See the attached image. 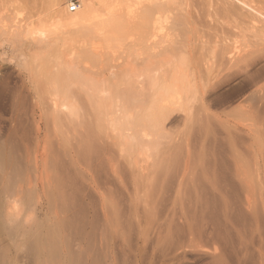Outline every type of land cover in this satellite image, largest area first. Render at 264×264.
<instances>
[{
	"label": "bare ground",
	"instance_id": "obj_1",
	"mask_svg": "<svg viewBox=\"0 0 264 264\" xmlns=\"http://www.w3.org/2000/svg\"><path fill=\"white\" fill-rule=\"evenodd\" d=\"M78 2L75 11L70 12V0H11L7 5L0 0V64L7 58L27 72L31 80L28 89L13 93L9 99L7 124L2 123L3 117L0 121V248L5 250L4 254L0 252L4 255H0V264H185L188 254L207 255L206 264H247L248 246L254 248L256 234L259 235L256 218L249 226L248 237L243 225L237 229L236 241L231 231L234 215L229 210L220 212L223 222L216 220L215 224L213 220L198 232L175 229V234L169 235L167 231L166 240L161 237V227L141 229L142 214L138 216L140 223L133 214L150 207L147 204H151L152 193L163 194L171 186L178 192L187 183L195 186L197 181L190 175L200 171L197 166L203 164L201 161H204L200 167L204 171L202 179L208 181L210 191L219 195L224 192L221 195L224 198L225 193H233L239 206L244 204L242 198L250 203L248 195L262 185L263 145L259 139L261 142L263 138L259 137L264 130L263 84L257 87L254 80L256 88L252 86L239 105L229 107L230 114L223 110L228 120H221L216 114L213 118L214 114L205 112L212 116L209 118L225 121L215 120L224 124L217 126L222 132L215 130L213 126L219 123L213 120L211 130L215 128L212 131L217 132H211L214 134L211 138L205 137L207 132L203 134V129L198 128L202 125L195 122L196 130H193L201 129L195 134L203 135L192 138L194 133L190 131L195 145L190 143L189 133L185 136L184 132L196 119L198 108L193 110L196 104L201 103L200 111L208 96L231 79L239 77L244 83L255 79L256 73L257 79L264 69L258 65L264 61V49L258 48H264V0ZM192 3L196 11L188 10ZM190 11L195 12H191L193 17L203 19L202 22L195 18L197 21L204 23L201 31L195 26L198 47L189 49L191 40L184 47L175 48L182 21L187 22L184 15ZM180 16H184L182 21ZM50 44L55 51L49 50ZM43 45L48 49L47 54L42 52ZM251 47H257L262 55L256 48L253 51L260 55L253 53ZM36 48L42 50L35 51ZM60 48H65V53ZM91 75L100 79L97 76L91 79ZM4 88L0 84V93ZM24 93L30 97L28 106ZM206 109L199 112L201 118ZM205 118L206 125L200 122L209 129L212 123L208 126L207 123L212 119ZM174 119L183 124L178 126V130L184 126L183 131L178 132ZM173 120L174 129L170 130L168 126ZM206 127L204 131H208ZM180 135L185 146H198L196 140L201 142L194 153L199 160L191 157L196 164L188 160L197 147H184V161L179 160L185 163L187 159L188 163L182 167L177 165L179 156L173 155L172 159V155H167L170 151L177 153ZM182 151L177 153L180 157ZM206 154L207 158L203 159ZM163 156L172 160L164 162ZM174 159L176 164H170L177 166H168ZM189 163L199 170L193 171L190 165L188 168ZM201 185L203 182L192 187ZM85 196L90 200L91 196L97 197L98 203L93 202L99 212L95 211V204L91 206L92 201L91 210L87 207L83 210ZM122 196L126 199L122 198L121 202L130 201L128 205L133 210L131 213L129 208L128 213L136 227L127 223L121 226L127 220L114 227L112 222L117 214L111 211L114 219L108 216L107 204L122 207L116 202ZM135 202L144 205L140 207ZM226 203L221 208L231 206ZM250 204L249 207L253 205ZM44 205L50 211L42 213ZM129 214L123 215L129 217ZM109 219L113 221L110 223ZM57 221L63 226L59 227ZM218 227H223L221 232ZM118 228L120 237L116 235ZM131 234L133 240L129 238ZM210 243L218 246L213 252L207 249ZM256 252L260 257L259 250Z\"/></svg>",
	"mask_w": 264,
	"mask_h": 264
},
{
	"label": "rangeland",
	"instance_id": "obj_2",
	"mask_svg": "<svg viewBox=\"0 0 264 264\" xmlns=\"http://www.w3.org/2000/svg\"><path fill=\"white\" fill-rule=\"evenodd\" d=\"M5 2L4 4H10V2H11V0L9 1V0H2V2ZM26 1H28V0H26ZM7 2V3H6ZM70 2H75L76 4H78L79 2H78V0H70ZM194 3H192L191 4V7H190V4H189V7L190 8H188V10H190L191 8V10H193V8L195 7L194 5H193ZM192 6H194V7H192ZM193 11H196V10H193ZM23 12H25V9H24V11ZM191 12L192 11H190V14H191ZM184 15V13H183V15L184 16H186V17H184V16H180V19L179 20H183V19H181V18H185L184 20H186L187 22H185V21H182V22H184L186 25H184V23L182 24V22L179 24V25H183V27L184 26H186L187 27V29L184 27V30H186V31H184L183 30V27H182V25L180 26V27H182V28H179V36H182V38H184L183 40H186L185 39V37H187V35H189V37L190 38H187V40L186 41H184L183 43H184V45H182V41L183 40H178V38H179V36H178V38H176V45L174 46L175 48H181L182 46L184 47L185 45H187V44H189L190 43V41H191V45L192 46H189V45H187L188 47H189V49L190 48H197L198 47V45L196 44L197 42H196V32H195V30L197 29V30H200V29H202L203 30V26H201L202 24L204 25V23H202L203 22V19H199L198 17H193V16H195V15H192V14H195V12L193 13L192 12V14L191 15ZM194 18V20H193V18ZM187 18V19H186ZM190 18V19H189ZM195 18H198L200 21H202V22H200L199 20L197 21V19H195ZM196 20V21H195ZM52 21V20H51ZM194 21V22H193ZM191 24V25H190ZM194 24V25H193ZM188 25V26H187ZM197 25V26H196ZM193 26H194V28H193ZM195 26L197 27V28H195ZM191 29H192V31H191ZM180 30H182V31H180ZM196 30V31H197ZM188 31L190 32V33H188ZM201 31V30H200ZM180 32H182L183 34H180ZM187 32V33H186ZM184 34H185V36H184ZM191 34H194V35H191ZM195 37V38H194ZM181 38V37H180ZM179 38V39H180ZM181 38V39H182ZM193 39H195V40H193ZM177 40L180 42H177ZM195 41V42H194ZM185 42H187V43H185ZM52 43V42H51ZM177 43L178 44H181L180 46L179 45H177ZM196 44V45H195ZM52 44H50V45H48V46H50L49 47V50H51L52 51V49H53V51H55L54 50V48H53V46H51ZM47 46V45H46ZM177 46V47H176ZM186 46V48L185 49H188V47ZM196 46V47H195ZM43 47H44V45L42 46V49H43ZM38 48V47H37ZM35 49V51L36 50H39V49ZM45 48V47H44ZM252 48V47H251ZM251 48H249L250 50H248V52L249 53H251ZM254 49L256 48V50H258V48H259V50L261 51V49H264L263 47H261V46H259L258 48L257 47H253ZM253 48H252V52L253 53H258V51H253ZM261 48V49H260ZM42 49H40V50H42ZM61 49V51L62 50H64L65 48H60ZM184 49V48H183ZM188 49V50H189ZM40 50H39V52H40ZM48 49L47 48H45V49H43L42 50V52H46ZM1 51V50H0ZM51 51H48L49 53H51ZM60 51V50H59ZM65 51L66 50H64L63 52H61V53H65ZM259 51V53L261 54V52ZM38 52V53H39ZM264 52V50L262 51V53ZM68 53V52H67ZM257 54V55H260V54ZM42 54H44L45 55V53H41V55ZM46 54H47V52H46ZM264 54V53H263ZM7 55H9V52L7 53ZM254 55V54H253ZM256 55V54H255ZM262 55V54H261ZM50 56V55H49ZM4 58H6V57H4ZM264 60V59H263ZM262 62H264V61H262ZM262 62L261 63H259L258 65H260L259 67H260V69H262L264 66H263V64H262ZM9 63V64H8ZM257 65V66H258ZM256 66V67H257ZM262 66V67H261ZM18 67L16 66V64L15 63H13L12 61H10V60H7V58H6V60L5 61H2L1 62V64H0V84H2V86H3V91H2V93H0V115H1V117H0V121L2 120V117L4 118L3 120H2V123L3 124H7V119H8V116H9V112H10V107H9V104H10V100L9 99H11V96H12V94L13 93H17V92H20L21 90H25V87L28 89L29 87H30V78L28 77V74H27V72H25L24 70H22V69H18ZM254 69H256V68H254ZM258 69V68H257ZM258 70V73H259V71H261V70ZM16 70V71H15ZM18 71V72H17ZM21 72V73H20ZM19 73V74H18ZM15 75V76H14ZM256 75H257V73L254 75V77H255V79L253 78L252 80H250L249 79V81H250V83H248L249 81L248 80H245L244 81V83H243V80H240L241 78H234V79H231L229 82H228V84H226V85H224L223 87H221V88H219V89H217L213 94L211 93L209 96H208V98L206 99L207 101H205V104H204V106H201L202 108H201V110L199 111V109H200V104L201 103H199L200 101L199 100H197L198 101V103L199 104H196V107H195V103L197 102V101H195V102H193L194 104H192V107H195L193 110H196L197 108H198V111H196V114H194V119L196 118V119H198V121L195 119V120H193L192 122H194L193 124H192V126H190V124L192 123H190L189 125H188V127L190 126V128H188L187 126H186V132H184L185 134L188 132L189 134H188V137L190 138H188V137H185V136H187V134L184 136V138H186L187 140L189 139L190 140V143L191 142H193L194 141V139H192V138H196L195 136H197L196 134H197V132H199L201 129H203V130H201L202 131V133L204 134V132H207V134L205 133L204 134V136L206 137V135H207V137L209 136V138H211V136L212 135H214L213 133H215V132H217L218 130H219V127L217 128V126H219V125H224L223 123L225 122H223V121H221L222 119L224 120H228V117L227 118H225L226 116V114L228 115V114H230L229 113V111H227V110H230L231 109V107H236V105H239L241 102L240 101H242L245 97H247V95H248V93H249V91H251V89L250 88H252V86H255V88H256V85H257V87H259L260 85H264V79H262V78H264V69H262V71L260 72V74L258 75L259 77V79L257 78L256 79ZM20 76V77H19ZM23 76V77H22ZM91 76H93V77H90L91 79H93V78H95V76H97V75H91ZM19 77V78H18ZM27 77V78H26ZM260 77H261V79H262V82H261V80H260ZM97 78L98 79H100L99 78V76H97ZM97 78H96V80H97ZM103 78H104V76H103ZM22 79H24V80H22ZM95 80V79H94ZM254 80H255V82H259V83H255L254 82ZM257 80H259V81H257ZM2 81V82H1ZM242 81V82H241ZM247 81V82H246ZM253 82H254V84H256V85H253ZM252 83V84H251ZM251 84V85H250ZM262 85V86H263ZM254 88V87H253ZM248 92V93H247ZM244 94V95H243ZM3 95V96H2ZM239 97V98H238ZM210 98V99H209ZM241 98V99H240ZM24 99H25V105L26 106H28V105H30V97H29V95L27 94V93H24ZM208 99H209V101H208ZM208 103V104H207ZM230 103V104H229ZM229 104V105H228ZM194 105V106H193ZM199 105V106H198ZM235 105V106H234ZM198 106V107H197ZM226 106V107H225ZM229 107H230V109H229ZM205 109V108H208V109H206L203 113L205 114V115H207L208 113L211 115V113H212V116H213V114H214V116H213V118L216 116L217 118H218V116L220 117L219 119H221V120H219V119H213V118H209V117H212V116H209V115H207V117H208V119H212V120H209V122L207 123V126H208V124L210 123V125H211V123H212V125L210 126V130H211V127L214 125V123L215 122H217V121H215V120H219L220 121V123L221 122H223L222 124H220L219 122H217V123H219V124H215L213 127H215V128H212V130H217V131H210L206 126H204V125H206L205 123L207 122H204L203 121V119L206 117V116H204V114L202 115V118H201V114H200V116H199V112L201 113V111H202V109ZM225 108H227V109H225ZM232 108V109H233ZM221 109H222V112H221ZM223 110H225V113H224V111ZM228 113H227V112ZM231 111V110H230ZM197 112H198V118H197ZM205 112H207V114L205 113ZM2 113V114H1ZM194 113H195V111H194ZM225 115H224V114ZM216 114V115H215ZM204 116V117H203ZM206 117V118H207ZM224 117V118H223ZM201 120H200V119ZM206 118H205V120H206ZM175 120V119H174ZM174 120L172 121V124H169L170 126H168V127H170V130H172V128L174 129V127H172L174 124H173V122H174ZM213 120H214V123H213ZM176 122H174V123H176V125H177V130H178V126H182L183 124L181 123V125L180 124H178L179 122L177 121V120H175ZM200 121H202V122H204V125H203V123L202 122H200ZM6 122V123H5ZM178 122V123H177ZM199 123L198 124V126H201V127H198V128H201V129H198L199 131H194L193 129L196 127V123ZM202 123V124H201ZM175 125V126H176ZM193 125H195L194 127H193ZM204 126V128L206 127L207 129H208V131L206 130V131H204V128H202ZM176 128V127H175ZM180 128V127H179ZM183 128H184V126H183ZM183 128H181L180 130H178V132L179 131H183ZM190 129L189 131H188V129ZM222 128V126H220V129ZM184 129V130H185ZM191 130H193V135H192V138H191V136H189V135H191L192 133L190 132ZM195 130H196V128H195ZM174 131H176V129L174 130ZM173 131V132H174ZM221 130H219L218 132H220ZM211 132H213L212 134H211ZM222 132V131H221ZM191 133V134H190ZM196 133V134H195ZM210 133V134H209ZM182 134H183V132H182ZM209 134V135H208ZM260 134H262L261 136L262 137H259V138H263L264 139V130L262 131V133H260ZM260 134H259V136H260ZM184 135V134H183ZM183 135H180V137L182 136L183 137ZM195 135V136H194ZM200 137H203V135L201 136V132H200ZM198 135V136H199ZM211 135V136H210ZM194 136V137H193ZM198 136H197V138H198ZM179 137V138H180ZM180 138V141H181V139H183V138ZM196 138V139H197ZM261 140V142H260V139H259V143H261L260 145L262 146L263 145V147L261 148L263 151L261 152L262 154H261V156L262 157H260V159L262 158V162H263V157H264V140ZM246 141L247 142H249L247 139H246ZM195 142V141H194ZM194 142L192 143V144H194ZM198 142V143H197ZM263 142V143H262ZM183 143H185L184 142V140H182L180 143L178 142V144H180L181 145V147H179L178 145V147H176V148H178L177 150H175V149H172V150H175V152H177L178 154H179V152L178 151H182V150H184L186 147L188 148H191V146H193V145H190V143H189V145L190 146H185V145H183ZM196 143H197V145L198 146H193L194 148L195 147H197L196 148V150H193V149H190V151L191 150H193V152L191 153V154H193L192 156L190 155V157H189V160H188V162H193V163H195V162H197V161H191V157H192V159L194 160V157H196L197 158V156H194V153H196V151L198 152V150H199V144L201 143V142H199L198 140H196ZM250 144V143H249ZM195 145V144H194ZM248 145V144H247ZM182 146H183V148H182ZM185 147V148H184ZM201 147V146H200ZM186 148V149H187ZM179 149H181V150H179ZM185 149V150H186ZM195 151V152H194ZM166 152V151H165ZM168 152V151H167ZM183 153H181L183 156V158L182 157H180L181 155H178L177 153L176 154H174V152H172V151H170V154H168L167 153V155H172V157L170 156V158H172L173 159V155L175 156H179L178 157V161L176 160V159H174L172 162H169V163H167L168 164V166H170V165H172V166H175V164H176V162L175 161H177V165H179L178 167H182L183 166V164H185L187 161V159H185V163L184 162H181V161H184V158H185V152L184 151H182ZM200 152V151H199ZM204 152H206L205 151V149H204ZM207 152H208V150H207ZM208 153H210V152H208ZM207 153V154H208ZM200 155H202V154H205V153H199ZM207 154L206 155H204L205 156V158H204V156H203V159H206L207 158ZM166 155V154H165ZM166 155V156H167ZM196 155V154H195ZM168 156V157H169ZM175 156V157H176ZM164 157V156H163ZM167 157V158H168ZM174 157V158H175ZM165 159H167L166 157H164ZM163 158V159H164ZM170 158H168L167 160H165L164 159V162L166 161H169V159ZM195 158V159H196ZM201 158V157H200ZM172 159H170V161L172 160ZM179 159H182L181 161L179 160ZM198 160H199V158H197ZM196 159V160H197ZM201 160H202V158H201ZM179 161H180V163H179ZM187 162V163H188ZM201 162H203V164L202 163H200V161L198 162V163H200L201 164V166H200V164L197 166V167H199V169H200V171H197V170H199V169H194V167H192V166H196L195 164H193V163H189V164H187V167L189 168V165L191 166L190 168H193L194 170L193 171H197V176H198V178L196 179V175H195V173L196 172H193V174H191L190 175V177H191V179L193 178L194 179V181H197V182H194V183H196V185H197V187H199V185L203 182V185H201L200 186V188H193V187H196V185L195 186H193L194 184L193 183H187V185H183V187L180 189V190H178V192H177V190H175V189H173V188H168V190H170V191H167V193L166 194H164L165 192L163 191V194L160 192V193H156L155 191V193L153 194L152 193V196L154 197L155 196V198H153L151 195V197H149V202H150V200H151V204H147V203H145V201H146V199H147V197L145 198V201H144V204H147V205H149L150 207H151V205H153L151 208L155 211V212H157V213H155L152 209H150V207H148L147 205H146V207H148V208H146V210H145V208L143 209L142 208V210H136V212H134V214H133V217L134 218H136V219H134L130 214L132 213L131 211L133 210V209H131V207H129V205L128 204H130V201H129V203L127 204V203H125L126 201H128V200H124V202H121V199L123 198V199H126L125 197H121V198H119L118 199V201H116V202H119V205L120 206H122V207H119V206H114V207H112L111 205H110V203H108L109 205H110V207H109V205L107 204V206H106V209H108L109 208V213L110 214H108V216L109 217H111V218H113L112 217V214H111V211H114L115 213H113V215L114 214H117V217L115 218V220L113 221V219H109V222L111 223H117V224H113L114 225V227H116V226H118V223L119 224H121V223H123L124 221H126L127 220V222H125V223H123V224H121V226H127V225H129V224H131V225H133L134 227H136L137 226V223H140V221H141V229L142 228H145V227H147L148 229H150V228H152V227H154V228H157L158 226L159 227H161L162 229H161V231H162V235H161V237H164L166 240L168 239V236L171 234V235H174L175 234V229L177 230H179V231H181V232H187L188 230H192L193 232H198V231H202V230H204L205 229V227H206V223H209L210 225H211V222L214 220V223L216 224L217 222H216V220H220L221 222H223V217H221V214L222 213H220V212H222V211H224V210H229V212H230V215H234V216H236V217H234V216H232V222L234 223V229L232 228V234L234 235V238H235V241H236V231H237V229H241V227H242V225L245 227V229H246V233H245V235L248 237L249 236V233H248V229H249V226H250V224H253V218H256L255 219V221L254 222H256V220H257V224H258V233H259V235H257L256 234V237H255V239L256 240H254V245L256 244V246L253 248V247H251V246H248V251L246 252V254H245V256H246V260H247V264H263V259H262V261L263 262H261V256L262 257H264V205H263V207H262V203L264 202V200H259V198H261V199H264L263 197H264V180L262 179V178H264L263 177V175H262V177H261V183H262V185H263V187H262V185L260 186V188L258 187V189H256L257 191L260 189V191H254V193H253V191H251V193H253L252 195L250 194V196L248 195V199H249V202L250 203H252L253 205V208L251 209V207H249L251 204L250 203H246V201H245V199L244 198H242V202H244V204L243 205H241V206H239L240 204L237 202V197L236 198H234L235 196H233L234 194L233 193H231V195L227 192V193H225V195H226V197L224 198L223 196H224V192H220L221 193V195H223V196H221V195H219V193H216V192H214V191H210V189H209V187L207 186L208 185V179H206V181L207 182H205L204 180L205 179H202V178H204V174L202 175V173H204V171H203V169L201 170V168L200 167H203L202 165H204V161H201ZM261 161H260V167H262L261 169H262V171H263V168H264V163H262ZM170 163H175L174 165L173 164H170ZM170 164V165H169ZM193 164V165H192ZM262 164V165H261ZM176 165V166H177ZM175 166V167H176ZM196 168V167H195ZM260 169V170H261ZM190 170V169H189ZM190 171H192V169L190 170ZM202 171V172H201ZM198 172H200L201 174H198ZM190 173H192V172H190ZM262 174H263V172H262ZM193 175H195V176H193ZM202 175V176H201ZM193 176V177H192ZM189 176H188V179L190 178ZM195 177V178H194ZM206 177V176H205ZM208 177V176H207ZM206 177V178H207ZM200 178V179H199ZM192 179V180H193ZM201 179H202V181H201ZM201 182H200V181ZM188 184H193V185H188ZM185 186V187H184ZM190 186V187H189ZM193 186V187H192ZM206 186V187H205ZM208 187V188H207ZM184 188V189H183ZM204 188V189H203ZM255 188V187H254ZM262 188V189H261ZM174 190V191H173ZM182 190V191H181ZM214 190V189H213ZM254 190V189H253ZM158 191V190H157ZM177 193H176V192ZM215 191H217L218 192V190H215ZM260 192H261V195H260ZM160 195V197H159V199H158V196H156V195ZM161 194H162V197H161ZM230 195L229 197H227V195ZM92 195V194H91ZM222 197V199H221V197ZM94 197V196H93ZM93 197L91 196V198H92V200H90V197L88 196H85L84 197V201H82V204L84 205H82V208H83V210H85V209H87L88 208V210H91V206L92 205H94L95 204V202H93V201H96V199H97V197H96V199L94 200L93 199ZM157 198V199H156ZM227 198V199H226ZM240 199H241V196L239 197ZM110 199V198H109ZM223 199H225L226 201H224V203H229V204H231V206L229 207V208H227V209H224V208H221V204H223V205H225L224 203H222V200ZM98 200V199H97ZM141 200V199H140ZM140 200L138 201V202H140ZM157 200H159V201H157ZM236 200V201H235ZM90 201H92L91 203H93V204H91V206H90ZM107 201H109L108 199L106 200V203H107ZM142 201H143V199H142ZM141 201V202H142ZM97 203H98V201H96ZM120 202H121V204H120ZM138 202H135L136 203V205H137V203ZM146 202H148V199H147V201ZM155 204H154V203ZM158 202V203H157ZM234 202H235V204H234ZM88 203V204H87ZM105 203V204H106ZM122 203H124L125 205L127 204L128 205V208L126 209V207H127V205L126 206H124L123 207V205H122ZM227 203H226V205H227ZM261 203V204H260ZM141 204V203H140ZM140 204L138 203V205L140 206ZM143 203H142V206H140V207H143V205H144ZM158 204H159V206H158ZM255 204V205H254ZM86 205V206H85ZM131 205V204H130ZM132 205H133V203H132ZM137 205V206H138ZM154 205H156V206H154ZM45 206L46 205H44V208H45ZM47 207V206H46ZM87 207V208H86ZM140 207H138L137 209H139ZM155 207H157V208H155ZM245 207H247V208H245ZM43 207H42V209H41V212L42 213H44V211L46 212H48V211H50V210H47L46 208V210L44 209ZM93 208V207H92ZM95 211H97V212H99V210L97 209L98 207H96V204H95ZM110 208H111V210H110ZM123 208H125V210H126V212H125V210L123 209ZM129 208L131 209L129 212H131L130 214L128 213V210H129ZM133 208V207H132ZM155 208V209H154ZM250 208V209H249ZM263 208V209H262ZM148 209H149V211H148ZM43 210V211H42ZM158 210V211H157ZM203 210V211H202ZM205 210V211H204ZM216 210V211H215ZM220 210V211H219ZM232 210V211H231ZM246 210H250V211H246ZM140 211V212H139ZM146 213V214H143V213ZM202 212H204V213H202ZM220 214H219V213ZM237 214H236V213ZM108 213V212H107ZM129 214L128 216L129 217H131V218H129V217H127V216H125L124 217V215L125 214ZM137 213H138V215H137ZM255 213L256 215H253V214ZM124 214V215H123ZM142 214V215H141ZM149 214V215H148ZM209 214V215H208ZM250 214V215H249ZM251 214H252V216H254V217H252L251 216ZM137 215V216H136ZM139 215H141L140 217H141V220L140 221H138L140 218L138 217ZM144 215H145V217H144ZM148 217H147V216ZM219 215V216H218ZM240 215V216H239ZM142 216H143V218H142ZM150 216V217H149ZM152 216V217H151ZM239 216V217H238ZM256 216V217H255ZM50 217H51V214H50ZM243 217V218H242ZM120 220H119V219ZM145 218V219H144ZM151 218V219H150ZM209 218V219H208ZM242 218V219H241ZM118 221H120V222H117V220ZM123 219H125V220H123ZM133 219L136 221L137 220V223L136 222H134L133 221ZM182 221H181V220ZM143 220V221H142ZM144 220H145V222H144ZM150 220V221H149ZM179 220H180V222H179ZM205 220V221H204ZM236 220H239V221H236ZM74 222V219H71V223H73ZM132 221V222H131ZM147 221H149V222H147ZM185 221V222H184ZM240 221H241V224L239 225V224H237L238 222L240 223ZM250 221V222H249ZM58 222V221H57ZM108 222V225H110V223ZM129 222V223H128ZM183 222H184V224H183ZM245 223V225L243 224V223ZM59 223V222H58ZM61 223V222H60ZM58 224V226L59 227H61V226H63V223H62V225L61 224ZM126 223H127V225H126ZM149 225H148V224ZM170 223V224H169ZM179 223H180V225H179ZM233 223H232V225H233ZM69 224V223H68ZM135 224H136V226H135ZM144 224V225H143ZM151 224V225H150ZM161 224V225H160ZM168 224V225H167ZM236 224V225H235ZM231 225V224H230ZM239 225V226H238ZM57 225H56V227H58ZM120 226V225H119ZM149 226H150V228H149ZM157 226V227H156ZM163 226V227H162ZM235 226H237V227H235ZM110 227H111V225H110ZM139 227H140V224H139ZM177 227V228H176ZM113 228V227H112ZM197 228L198 229H200V230H197ZM207 228V227H206ZM219 229L218 230H220V232L222 231V228L223 227H218ZM146 229V228H145ZM217 229V228H216ZM121 229L120 228H118V231H117V233H116V235L118 236L119 235V231H120ZM167 231H169V235H168V233H167ZM122 232V231H121ZM120 232V233H121ZM239 232V231H238ZM243 233V231H241V234ZM133 234V233H132ZM131 234V235H132ZM240 234V235H241ZM134 235V234H133ZM130 236L129 238H131V240H133L135 237L134 236ZM150 236H152V234L150 235ZM118 237H120V236H118ZM134 237V238H133ZM167 237V238H166ZM260 237V238H259ZM242 239H243V237H242ZM246 239L247 238H245V241H246ZM239 240H240V238H239ZM248 240H249V238L247 239V242L246 243H250V242H248ZM163 243V242H162ZM152 244H155V242L154 243H152ZM166 244V243H165ZM165 244H163V245H165ZM214 243H210V244H208L207 245V247H209V248H207L208 249V251L209 252H213L212 250H214L213 248L216 246L217 248H218V246L217 245H213ZM250 245V244H249ZM258 247H259V249H258ZM3 248V247H2ZM225 248H227V249H229L228 247H225ZM251 248H253V249H251ZM256 250L258 251L259 250V252L261 253L260 255V257L257 255V252H256ZM0 252H2V254H4L5 253V250H4V248L3 249H1L0 248ZM4 252V253H3ZM207 252V251H206ZM208 252V253H209ZM1 255V254H0ZM1 256H3L4 257V255H1ZM0 256V257H1ZM200 256V257H199ZM208 257H207V255L206 256H204V255H202L201 256V254L199 255L198 254V256H196L195 254H188L187 255V258H186V260H185V264H206L207 263V261L206 260H208L207 259ZM1 259V258H0ZM261 262V263H258V262ZM24 263V262H23ZM23 263H21V264H23Z\"/></svg>",
	"mask_w": 264,
	"mask_h": 264
},
{
	"label": "built area",
	"instance_id": "obj_3",
	"mask_svg": "<svg viewBox=\"0 0 264 264\" xmlns=\"http://www.w3.org/2000/svg\"><path fill=\"white\" fill-rule=\"evenodd\" d=\"M76 7H77V4L75 2H71V6L69 7V11L70 12L75 11Z\"/></svg>",
	"mask_w": 264,
	"mask_h": 264
}]
</instances>
